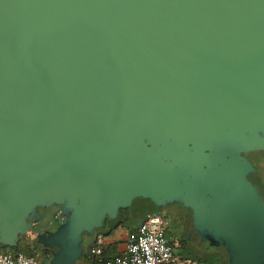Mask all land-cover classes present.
<instances>
[{"label":"water","instance_id":"1","mask_svg":"<svg viewBox=\"0 0 264 264\" xmlns=\"http://www.w3.org/2000/svg\"><path fill=\"white\" fill-rule=\"evenodd\" d=\"M252 152L264 0H0V244L57 222L52 264H76L121 208L179 203L203 247L264 264Z\"/></svg>","mask_w":264,"mask_h":264},{"label":"built area","instance_id":"2","mask_svg":"<svg viewBox=\"0 0 264 264\" xmlns=\"http://www.w3.org/2000/svg\"><path fill=\"white\" fill-rule=\"evenodd\" d=\"M167 225L168 219L163 213L151 214L137 231H128L121 254L104 256L107 242L102 233L96 234L89 252L96 257L95 264H197L176 252L177 242L167 236ZM0 264H40V259L23 250H0Z\"/></svg>","mask_w":264,"mask_h":264},{"label":"flooded vegetation","instance_id":"3","mask_svg":"<svg viewBox=\"0 0 264 264\" xmlns=\"http://www.w3.org/2000/svg\"><path fill=\"white\" fill-rule=\"evenodd\" d=\"M264 152H252L249 154L250 160L256 166V171L254 174L259 173V168L256 163V159L261 157ZM256 176V175H255ZM53 208L46 212V215H50ZM162 213L167 216L168 225L166 229V234L171 240L177 242L175 250L187 254H200L203 259V263L206 264H229V255L227 250L223 246L217 247L222 249V252H217L214 250L212 255L201 254L200 249L203 248L201 245V238L196 230L192 229V211L183 207L179 203H171L162 208ZM48 228L38 232L32 239L33 249L36 255L40 259V264H43V258H47L48 262L52 264V260L55 255L59 252L56 248H52L49 245L47 237L51 231H55L57 227V222H50ZM45 233V234H43ZM205 249V248H204ZM182 256V255H181Z\"/></svg>","mask_w":264,"mask_h":264},{"label":"rangeland","instance_id":"4","mask_svg":"<svg viewBox=\"0 0 264 264\" xmlns=\"http://www.w3.org/2000/svg\"><path fill=\"white\" fill-rule=\"evenodd\" d=\"M260 156L261 157H258L256 159V163L259 168V173L258 175L256 174V176L255 175L251 176L252 175L251 173L249 175V178L258 187L262 197L264 198V154ZM37 233H38L37 231H31L24 235V238L22 239L21 245H20L21 250L26 251V249H30L31 251L34 252V249L32 246L33 244L32 239ZM214 250H216L217 252H222V249L217 250V248L212 249L208 247L201 248L200 252L201 254H204V255H207V254L212 255L214 254L213 252ZM177 253L182 255L183 258L190 259L191 261L196 262L197 264H206V263H203V259L201 258L202 256L200 254H187V253H183L180 251H178ZM34 254H37V253L34 252ZM88 255L89 254L87 253L86 256ZM43 264H50L47 258L45 257L43 258ZM76 264H81V259H79Z\"/></svg>","mask_w":264,"mask_h":264},{"label":"crops","instance_id":"5","mask_svg":"<svg viewBox=\"0 0 264 264\" xmlns=\"http://www.w3.org/2000/svg\"><path fill=\"white\" fill-rule=\"evenodd\" d=\"M130 230L137 231L138 228L133 227L132 225L129 224V227L121 226V227L114 229L112 232H110V234L105 235L106 242H107L105 249H104L105 257H110L116 254H121L125 250L126 237H127L128 231ZM91 243H94V241ZM89 250H90V247L87 248V253L89 255L81 259V264H95L96 257L91 255Z\"/></svg>","mask_w":264,"mask_h":264},{"label":"trees","instance_id":"6","mask_svg":"<svg viewBox=\"0 0 264 264\" xmlns=\"http://www.w3.org/2000/svg\"><path fill=\"white\" fill-rule=\"evenodd\" d=\"M253 175H256V174L252 173L251 176H253ZM129 224H130V209L129 208H121L117 213H115L111 216H108L106 218L104 225L97 230L96 234L102 233L104 235H107V234H110V232H112L114 229H116L118 227H121V226L129 227ZM23 238H24V235L21 237L20 243L16 247H8V246L0 244V250H3V251L21 250L20 245H21V241ZM92 245H93V243L89 244L88 247H91ZM26 252L27 253H34L30 249H26ZM86 254H87V251H85V253L82 255V257L80 259L85 258ZM104 256H105V252H104ZM93 260H94V258H93Z\"/></svg>","mask_w":264,"mask_h":264}]
</instances>
